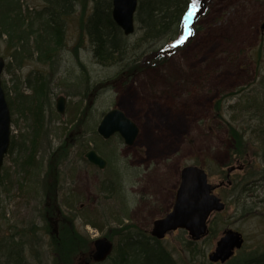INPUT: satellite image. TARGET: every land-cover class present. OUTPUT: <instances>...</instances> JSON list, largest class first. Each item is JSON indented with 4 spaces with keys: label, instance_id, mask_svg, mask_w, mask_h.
<instances>
[{
    "label": "rangeland",
    "instance_id": "rangeland-1",
    "mask_svg": "<svg viewBox=\"0 0 264 264\" xmlns=\"http://www.w3.org/2000/svg\"><path fill=\"white\" fill-rule=\"evenodd\" d=\"M99 1L109 9L112 0ZM186 2L171 4L163 15L169 18L172 12L174 16L169 20V34L152 41L144 40L145 25L139 20L144 12L139 8L135 34L122 41L131 48L121 62L110 66H100L96 60L85 19L82 25L80 7L66 21L63 48L51 64L29 59L17 67L6 42L0 41V57L7 66L3 83L10 97H14L16 86L29 93L24 84L35 74H43L50 83L47 123L36 162L43 166L57 154L55 158L62 157V166H70L57 206L63 216L74 218L72 228L87 244L79 253L69 255L70 264H79L81 254L90 253L91 243L97 238L108 237L115 243L114 251L121 247L127 252L124 234L135 227L149 234L155 222L169 213L181 187V172L189 166L203 167L214 186L228 183V176L236 180L230 188L216 192L222 199L225 196L228 204L224 212L210 218V234L205 239L192 242L187 232L177 231L158 247L170 253L176 264H211L209 257L219 240L227 231H234L244 237L245 244L229 264L232 260L255 261V256L264 253V103L260 100L264 83V0H204L197 37L193 31L191 36L195 38L171 56L155 55L176 33L178 10ZM23 3L30 22L48 5L43 0H21V6ZM94 3L90 0L89 15L93 14ZM191 24L188 29H193ZM144 58L150 61L141 71L127 73L130 76L124 73L123 79L116 77L124 65L131 68ZM86 80L92 90L86 91ZM100 84L102 87L94 93ZM60 96L68 98L64 118L56 112ZM74 105L82 112L81 122L74 121L80 125L79 135L71 140L64 128L73 123ZM114 108L139 129L131 149L119 136L104 140L97 133L105 114ZM85 110L88 116H84ZM29 125L13 117L15 136H30ZM233 128L243 137V147L238 136L229 134ZM61 144L62 154H54ZM90 150L107 158L110 166L103 170L89 163L85 155ZM131 152L135 158L130 157L128 162L126 157ZM16 158V153L6 157L2 175L7 184L5 188L0 184V264H67L62 260L64 252L55 251L53 238L59 234L49 230L48 221L57 216L54 207L58 199L54 191L48 196L44 193L45 169L33 177L22 169L26 153L18 161ZM140 159L156 191L154 196H145L144 202L136 193L137 180L131 178L137 176L138 168L129 165L136 166L134 160ZM113 172L120 181L118 191L107 190L113 185ZM156 201L162 204L157 206ZM10 258H18L19 263Z\"/></svg>",
    "mask_w": 264,
    "mask_h": 264
},
{
    "label": "trees",
    "instance_id": "trees-1",
    "mask_svg": "<svg viewBox=\"0 0 264 264\" xmlns=\"http://www.w3.org/2000/svg\"><path fill=\"white\" fill-rule=\"evenodd\" d=\"M20 1L21 0H0V31L6 33L7 37L5 42L7 48L9 51L12 50L11 57H13L18 66L23 65V55H31L28 52L36 51L45 54L46 56L42 59L44 61H50L51 58L55 56L56 51L63 46L66 21L70 17L76 15V9L78 7L81 9L83 27L85 19V27L93 44L95 58L98 63L103 66H110L123 60V58H119L124 55L120 49L122 45V41L119 39V37L121 38V33L120 30L116 28L111 16L112 1L109 3V9H105L104 4L101 1L94 0L93 14L89 15L88 5L90 0H43L48 5L44 8L41 14L38 13L37 16L32 18L31 22L30 16L27 19V14H24ZM190 1L191 5L189 9L192 7L193 11L199 10L200 2L198 0ZM180 2L181 0H148L147 2L141 0V11L144 12V16L140 14L139 20L141 24L145 25L144 37L146 40L162 39L169 34V29L171 27L169 20H173L174 16L171 15L172 12L168 13L169 18L163 15L171 9V4L179 5ZM186 8L187 2L178 10V14L187 10ZM42 15L46 18H41ZM36 25H39L40 27L36 29ZM183 25L184 22L180 19L179 15L177 30ZM111 31H113V35ZM176 33L169 39L172 40ZM119 40L120 42H118ZM137 62L135 63L137 64ZM48 63L52 62L50 61ZM136 64L131 68H127V65H124L123 72L119 73L118 77L123 79L125 76L124 73L133 75L140 71L142 67ZM44 87L45 86H42L41 89L43 90ZM89 88L90 85L87 82L86 91H89ZM45 95L46 92L40 91L37 92L36 99L34 98L35 100H25L23 103L20 102V114L26 119V123H30L28 128L32 129L35 127L34 130L36 134H39L43 128V113L45 110L42 108L40 102ZM7 96L9 97V94H7ZM233 136H238L239 146L243 147V137L240 134H237V132L234 133ZM34 139L35 136L33 141ZM238 155H243L241 148L240 151H238ZM24 162H26L23 163L24 165H29L31 167L35 166L30 158L26 159ZM5 179L6 177L3 178V182L1 183L4 188L7 184ZM49 190L50 191L46 193L47 196L52 191L56 194V191L52 189L51 186H49ZM54 217L56 219L58 218V216ZM62 226L65 229L62 231V227L60 230L61 235L59 234V237L56 236V238H53V243L55 245L56 253L59 254L60 252H64L62 260L67 264H70L71 260L69 255L79 253L81 250L80 247L85 246L86 243L84 239L74 230H71L68 225L63 224ZM50 229L51 228H49V230ZM158 246L155 248L149 247L148 245L144 246V258H134L132 246L126 245L125 248L128 250L127 252L119 247V249L116 248L118 256L111 258L110 262L111 264H138L137 262H142V264H176L173 258H171L164 249L159 248ZM148 250L161 257V260L160 258H150V255L147 254ZM86 257V260L92 261L90 255H87ZM255 258H257L255 261L247 263L244 262L246 260H233L232 264H235V262H243L241 264H264V253L255 256ZM16 259L17 260L15 261L18 262V258Z\"/></svg>",
    "mask_w": 264,
    "mask_h": 264
},
{
    "label": "bare ground",
    "instance_id": "bare-ground-1",
    "mask_svg": "<svg viewBox=\"0 0 264 264\" xmlns=\"http://www.w3.org/2000/svg\"><path fill=\"white\" fill-rule=\"evenodd\" d=\"M137 1H138L137 2V8H136V11L134 13V28H135V30H134V33H132L130 35H126L125 31L123 30V28L120 25H118L116 23V21L114 20V17H113L114 5L112 4V6H111L112 20H113L114 24L116 25V28L120 30L121 38L119 37V39L121 41H123V39H124L123 37H131V36H133L135 34L136 30H137V17L136 16H137V13H138V9L139 8L141 9V7H140L141 0H137ZM144 1L147 2L148 0H144ZM198 1L200 2V8L197 11H193L192 7L189 9V7L191 5V1L190 0L187 1V8H186L187 10L181 12V14H180V19L184 22L185 25L184 26H180L178 28L176 35L172 39L173 42H175L179 37H181L184 34L185 31L187 32L186 35L190 36L189 39L190 38L193 39V38L197 37V35H198L197 25L200 23V19H201V16L203 14L202 12L204 10V3H203L204 0H198ZM23 5H24V3L22 4V7H23ZM190 22H192L191 25L193 26V29L192 28H189V29L187 28L189 26ZM193 31L196 32L195 33V37L191 36L193 34ZM111 32H112V35H113V31H111ZM6 37H7L6 33L0 31V41H2V40L5 41ZM120 40L118 42H120ZM144 40H146V38ZM64 42H65V32H64ZM61 48H63V47H61ZM130 48H131L130 45L123 44V43H122V45L120 47V49H121V51L123 52L124 55H126L128 53V50ZM59 50H57L56 53H55V56H53L51 58V60H50L51 62H53L55 60V58L58 56L57 52ZM28 53L31 54V55H28V54L23 55L24 58H23L22 62H23L24 65L27 62V60H29V59H36L37 62H40L42 65H47V64H49L48 62H50V61H44L42 59L44 56H46L45 54L38 53L36 51L35 52H28ZM75 53H76V55L78 54V50L76 48H75ZM173 53H174L173 50L168 46V44L166 42V43H163V45L160 48L157 49V51L155 52V55H158L159 57L166 58V56H171V55H173ZM123 56L119 57V58L122 59ZM121 59H118V60H121ZM149 61H150V58H144V59H142L141 64L139 63V64H136V65L142 67L144 64L146 65ZM100 66H102V65L100 64ZM118 75H116V77H118ZM87 80H86V82H88ZM88 84L90 85V82H88ZM49 85H50V83H49L48 79L42 77L38 73V74H35L33 77L27 79V81H26L25 88H26V92H27V90H29V93L25 94L24 91H22L18 86H16L15 89L13 90L14 97H10V94H9V97L6 96V100H7L8 106H9V110H10V117H11L10 145H9L8 151L6 153V157L8 155L9 156H14V154L16 153L17 154V158L14 159V160L18 161L20 159L21 155L23 153L24 154L26 153V158L21 161L22 163H26L24 161H26V159L30 158V160H32L34 162L35 166H39L42 169V173H43V169H45L46 179L54 181V182H56L59 185H62L63 181H65V180H60L59 181L58 178L56 177V173H59L62 170V168H64V166H62V162L63 161L61 160L62 157H60V156H59V158H55V157H57V154H55V153L59 152V155L62 154L63 146H60V150H57V151L54 152L55 155L52 156L53 158L51 157L52 160L50 159V161L47 164H43V166H41L40 163L36 162V159H38V157H39L38 156V149H39L38 143L41 144L42 134H44V132H43L44 131V126L47 123L46 122V113L48 111V107H49V103H50V93H51ZM42 86H45L43 90L41 89ZM100 87H102V84H100V86H98V87H95L94 93L98 92ZM36 89H37V91H36ZM89 89L90 90L93 89V88L91 89V85H90ZM40 91L41 92L42 91L46 92V95L43 96V98L41 99V102H40L42 104V108H44V110H45V112L43 113L44 121H43V128L41 129V132H39V134H36V132L34 130L35 127H34V128L31 129L30 136H25V135H23V136H15V133H13V131H14L13 130V117L17 116V118H19L20 120H26L20 114V110H21L20 109V102L23 103L25 100H28V101L29 100H35L37 92H40ZM260 94L262 95L260 100H263V103H264V83H263V90H262V92ZM118 109L119 108L111 109L107 114H109L110 112H112L114 110H118ZM72 112H73V114L75 116V119H76L75 121L77 122V120H78V123H79V121L81 122V119H79V117L81 116L80 113L82 112V110L79 109V106L74 105L73 108H72ZM57 113H58V115H60L61 117L64 118L63 114L61 112H59L58 109H57ZM83 113H84V116L87 115L86 111H84ZM107 114H105L104 118L106 117ZM56 118L60 119L58 116ZM15 122H17V121H14V123ZM72 122L73 123H71L70 125L68 124L66 126L67 128H64V130H68L69 132H72L73 134H75L76 130L80 127V125H75L76 122H74V121H72ZM134 125L136 126L135 123H134ZM136 128L138 130V135H139V129H138L137 126H136ZM236 132H237V130L235 128H233L232 130L229 131V134L233 135ZM34 136H35V139L33 141ZM27 137H29V138H27ZM60 166H61V168H60ZM191 167L203 170L205 172V174L207 176H209L208 173L206 172V170L203 167L202 168L198 167V166H191ZM65 171L67 172L66 168H65ZM69 172H71V171H69ZM230 185H231V183H224L223 185L219 184L217 186H212L211 185L212 190H211V193L209 194L206 191V189L203 188V186L200 183L193 185V183L190 181V184H189V186H191V187L193 186V188L198 190L197 194L199 196H201L202 202L207 205L206 210L208 211V215H209L208 218H211L213 215H216L218 213L224 212V210L226 209V204H228V203L224 201L225 200L224 199L225 196L222 199V198H220L221 197L220 195H219L220 196L219 197L216 194V192L219 191L220 189H223V191H225L224 188L225 187L230 188L231 187ZM223 191H221L219 193H222ZM210 198H213V199L215 198L217 201H219L218 202L219 205H223V208H221V210L219 211L218 205H216L215 202L209 200ZM56 199H58V200H55L56 204H55V207H54V209H55V214L54 215H57L58 218L56 219L54 216H53V218H50V221H48V223L50 224L49 228H51V229L53 228L54 230H57L58 232H60V230L63 227L62 225L65 224V225H68L71 230H73L72 227L74 225H72V224H73L74 218L70 217V216H63L62 215V212L60 211V208L57 206L59 198H56ZM204 224L206 225V228L209 227L210 219H207ZM64 229L65 228L63 227L62 231ZM129 229L130 228H128V230ZM134 229H135V231H134ZM134 229H133V231H131V232L129 231L126 234H124V237H126V238L123 239L124 241H126V243H125L126 245H129V246L133 247L134 258H144V255H143L144 254V250H143L144 246L148 245L149 247H154V248L156 246H158V245L160 246V242H159L160 238H158L157 236L152 235L149 239H147L146 238V235H147L146 233L143 234L142 232H140V230L137 229V227H135ZM154 229H155V226H153L152 230L154 231ZM122 232H123V230L119 232V235H121ZM51 233H53V231H51ZM209 234L210 233H209V230H208L206 235L201 237L200 239L193 238V236L190 233L188 235H189L190 239L192 240V242H198V241H201V240L205 239L206 237H208ZM237 234L243 240V244H245L244 243V237L240 233H237ZM98 241H105L106 243H108L110 245H114L115 244L108 237L97 238L96 240L93 241V243H91V245H92L91 246L92 247L91 252L88 253V254H85V255L81 254L82 258H87L86 257L87 255L96 252V250H97L96 249V243ZM220 241H221V239L219 240V242ZM218 243H217V247H216L215 251L209 257L210 258L209 260H211L210 262L212 264H219V263L229 264V260H227L226 262H222L221 260H219L217 262L212 261L213 256L217 253ZM147 254L150 255V258H160V260H161V257L157 256L155 253H153V252H151L149 250L147 251ZM116 255H117L116 251L111 250L110 254L106 257V259L104 261H102V263L103 264H108V263L111 264V262H110L111 258H115ZM10 259L14 260L16 258H10ZM137 263L138 264H142V262H137Z\"/></svg>",
    "mask_w": 264,
    "mask_h": 264
},
{
    "label": "water",
    "instance_id": "water-1",
    "mask_svg": "<svg viewBox=\"0 0 264 264\" xmlns=\"http://www.w3.org/2000/svg\"><path fill=\"white\" fill-rule=\"evenodd\" d=\"M137 0H113L114 10L113 17L118 25L125 31L126 35L134 33V13L137 8ZM264 29V26H263ZM4 61L0 59V171L3 165L5 155L10 145V126L11 117L10 110L6 100V95L2 87L1 75L4 69ZM65 109L64 99H59L58 110L62 114ZM99 133L109 139L116 133H119L131 145L135 141L138 130L134 123L128 119L120 110H114L106 115L100 125ZM87 158L101 168L105 167V160L97 155L95 151L87 154ZM232 171V170H231ZM190 181L195 184H201L203 188L210 194L211 186L207 183V175L203 170L189 167L182 173L181 187L177 193V200L173 212L166 219L156 222L153 235L163 239L165 235L178 228L187 229L195 239H200L205 236L208 227L204 224L208 219L207 205L202 202L201 196L197 194V189L189 186ZM209 200L215 202L219 207V211L223 205H219V201L215 198ZM218 210V209H217ZM243 245L241 237L233 232H228L224 238L218 243L217 253L213 256L212 261L226 262L233 255L235 249H240ZM113 246L105 241L96 243L95 261L102 262L110 254ZM79 264H89L88 261H83Z\"/></svg>",
    "mask_w": 264,
    "mask_h": 264
},
{
    "label": "flooded vegetation",
    "instance_id": "flooded-vegetation-1",
    "mask_svg": "<svg viewBox=\"0 0 264 264\" xmlns=\"http://www.w3.org/2000/svg\"><path fill=\"white\" fill-rule=\"evenodd\" d=\"M32 122V121H31ZM130 149H131V147H129ZM127 156V155H126ZM130 157H132V158H135V154L133 153V152H131L129 155H128V157H126L125 159H126V161H128V162H130L131 160L129 159ZM133 162V161H132ZM133 163H136V166H134L132 163H129V165L130 166H132V167H137L138 168V174H137V176H132L131 178L132 179H136L137 180V185H138V187L137 188H135L136 189V193H137V195L140 197V202L143 200V199H145V196H149V195H156V191H155V189H154V186L152 185V183H153V181L151 180V175H148L147 176V173H145V171L143 170V167H144V161L142 160V159H140V160H138V161H136V160H134V162ZM126 165H127V163H125ZM109 167V166H108ZM107 167V168H108ZM60 168H61V166H60ZM242 170V169H241ZM70 166L67 168V172L65 171V167L64 168H62V170L59 172V173H56V177L58 178V180L60 181V180H65V177L68 175V174H70ZM81 173H79V175H80ZM111 178H114V179H118V174H116V173H114L113 172V174H112V176H111ZM227 180H229L228 181V183H232L231 184V186L233 185V183H235V181L236 180H230V176H228L227 177ZM54 182V181H53ZM116 182H118V185L117 184H114V185H112L113 187V189L114 190H119L120 189V187H121V185L119 184V181L117 180ZM55 183V185H56V188L58 189L59 187H62V185H60L59 186V184H57L56 182H54ZM113 183H115V182H112V184ZM179 183V182H178ZM224 183H226V182H222V183H220V185H223ZM57 191H59V193H61V192H63V189H61V190H57ZM142 196H143V198H142ZM143 202H144V200H143ZM155 204L157 205V206H159V205H161L162 204V202H160V201H156L155 202ZM173 204L174 203H172L171 205H170V209H169V212H170V210H171V208H172V206H173ZM139 226H140V224H138Z\"/></svg>",
    "mask_w": 264,
    "mask_h": 264
}]
</instances>
